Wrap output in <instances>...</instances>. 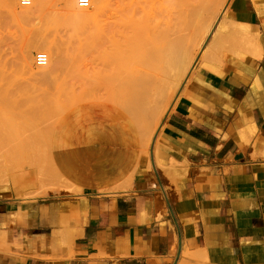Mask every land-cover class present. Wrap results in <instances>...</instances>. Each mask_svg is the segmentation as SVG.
<instances>
[{"label":"crops","instance_id":"0c3cea01","mask_svg":"<svg viewBox=\"0 0 264 264\" xmlns=\"http://www.w3.org/2000/svg\"><path fill=\"white\" fill-rule=\"evenodd\" d=\"M224 11L220 23L248 33L234 42L227 30L233 43L197 60L148 156L135 126L127 143L92 148L120 158L116 177L73 165L77 194L0 196V264H264V0H227ZM63 228L72 241L49 248Z\"/></svg>","mask_w":264,"mask_h":264},{"label":"bare ground","instance_id":"6f19581e","mask_svg":"<svg viewBox=\"0 0 264 264\" xmlns=\"http://www.w3.org/2000/svg\"><path fill=\"white\" fill-rule=\"evenodd\" d=\"M60 1H61L63 8L65 10L69 11L68 16H66L67 17L66 21L71 20L70 22H72L73 24H74V21H77V22H80V25H82L81 23H84L85 26L87 24L92 25V26H89L87 28H82L79 30L77 27V30H78L77 32L79 34L81 33V35H83L82 38L80 37L81 35L78 37H80L81 39H83V37H84L83 42H85V40H86V41H89L90 43L85 42L88 44L84 43V46H83L80 44L83 42H81L79 40V43H78V41H76L74 44V42L72 43V41H73L72 39H71L72 41H68V40L64 39V36H61V37L58 36L57 33H53L52 35L47 36V37L46 36L44 37V34H45L44 33L43 38L30 39V41L24 39L28 42H26V41H25V43L23 42L24 44L18 50L19 55L17 54V56H19V58L17 59L18 60L17 63H18L19 67H17V68H19L21 71L25 70V72H28L29 75L27 73H25L28 75V76H26L28 81L26 80V82L23 81V83H22V81L18 80V82H17L16 80L18 78L20 79V77L15 78L16 74H14V77H12V75H13L12 71L13 70L11 69L12 71H10V73L7 70H5L4 68H6L8 65H6V67L2 68L4 63H1V60H0V63L2 64V65L0 64V99H3V101H4V98H5V100L10 99L14 104H17V105L20 103L21 105L19 106V108L21 106H23V110L22 109H21L22 111L20 110L21 114L23 112V114L21 115V118L23 119V121H22L23 124H21L20 121H19L20 124H18L19 127H22V128L17 129L18 128V126H16L17 123L12 122L13 123L12 125L17 127L16 130L20 131V132L18 131L20 134L24 130H27L26 126L28 127L30 125L28 120H30L31 116L35 115V117H36L42 113V115H43L42 118L44 121H47V122L50 120L52 121V117L49 118L48 116H49V111L52 113L51 110L57 109V108L54 109L55 104H56V107H61L62 109H66V107L68 106L69 107V113H70L69 117H67V119H66V123L69 126L68 133L63 135L65 139H63L61 142L56 143V145H55V146H57L60 143V145H58V147H56L57 151H59V150L61 151V149L64 147L67 150L66 155H63V156L67 157L69 159V162L67 164L68 167L64 168L63 164L61 163V167L64 168V170H62V172L66 173V175L69 173L74 174L75 170L73 168V165H75V167L80 166L83 169V171L86 170L85 168L92 170L93 171L92 175H94L96 172V177L100 178V180L111 179V178H114L120 174L119 169H118V167L120 166V162H119L120 158L115 157L114 160L110 163L107 162L109 159L107 161L102 160V159L99 160V158H95V156L97 154L94 155V153H92V148L98 143H101V144H113L114 143L115 144V143H119L121 141L126 143L125 138L127 137V134L129 132H132L134 130V127L135 126L137 127V124L139 125V129H141V131H143L144 124H145L144 122L148 118V115H149L148 109H150L149 107H145V104H143L144 102L145 103L148 102V81L147 80L144 81V78H143V81L142 80L136 81V82L142 83L141 85H143L144 87H147V89L142 90V91H133L129 87V86L133 85L132 82L126 81L124 78L121 77V75H123V74L120 75L119 70H118V69H121L119 66L120 61L117 60L118 58L115 59L116 58L115 55H117L116 53L118 52L119 47H121V49L125 55H136V54L138 55L139 54L142 56H147L149 50H148V47L145 49L144 46L142 48V47H137V46L132 45L133 34H135V32H137V31L135 28H131L132 26L129 27V25L135 21L130 19V18L128 20H122L126 17V13H123L125 15L123 18L120 16L121 11L122 12H126V11H123L119 7L118 2H121V1H119V0L118 1L113 0L114 2L111 1L112 3L116 2L117 4L115 3L116 5L109 7V9L107 8V4H108L107 0H89L88 5L85 7H81V6L77 7L78 4H77V2H75L76 0H60ZM127 1L129 2V0H127ZM141 1H144V3H146V2L151 3L152 5H154V9H155V7L156 8L160 7L163 10H165L166 13H168V15H171L174 17H176V15L172 12L174 10L175 11H178V10H176V9L172 10L173 8L178 7L177 9H179V10L181 9L184 12L185 8L187 7L186 11L182 15V18H181V16L177 17V19L179 18V21L181 18V22H178V24H179V26H178L179 28L177 27L178 31L175 30V32L178 34L191 33L193 31V27H194L193 23H195L198 19L202 20V22H205V23L209 20V24L211 21L209 19L211 17V16H209L210 13L206 9V5H207L206 0H141ZM109 2H110V0H109ZM181 2L186 4V5H184L185 7L183 6L184 9H182V7L179 8L180 5L182 6ZM18 3H19V1H18ZM46 3H47V0H30L29 4L22 5L25 7H22L19 9L20 11L17 13V14H19L18 18L20 17L24 21H33L34 24H39V25H43V26H44V24H46L48 26V24L46 22L47 21L49 22V20H51V19L53 21L55 16L52 15L50 13V11H48L49 8L46 10V8H45ZM130 3H131V1H130ZM130 3L125 5V7H127V8L130 7L131 6V5H129ZM76 4H77V6H76ZM124 4L125 3H123L121 5L124 6ZM47 5H48V3H47ZM111 5H113V4H111ZM147 5H149V4H147ZM135 6H137V5H135ZM16 7H17L16 6V0H0V15H3L4 13H5V15H7V17H9L12 13L14 15V9ZM148 7H146V8H148ZM118 8L121 9L120 14H119V16L121 17L120 19L117 16L119 13L118 10H120ZM131 8H133V7L131 6ZM136 8H134V9H136ZM123 9H124V7H123ZM138 9H140V7ZM162 9H160V11ZM2 10L4 13L2 12ZM50 10H51V8H50ZM107 10H109V13ZM157 10H158V8H157ZM68 11H66V12H68ZM133 11H135V10H133ZM129 12H132V10ZM129 12L127 13V16H129ZM135 12L138 15L141 14V13L140 14L137 13V11H135ZM141 12H143V11H141ZM170 12L172 14H170ZM179 12H177L176 14L181 15L182 11H181V13H179ZM15 13H16V11H15ZM166 13H164V14H166ZM17 14H16L15 18L17 17ZM56 15L57 16L55 17V20L60 21L62 17L58 16L59 13H57ZM131 15L133 17V12ZM143 15L145 16V14H143ZM12 16H10V17H12ZM147 17L149 18V15ZM13 18H14V16H13ZM141 18H142V16H141ZM150 18H151V15H150ZM171 18L172 17H169L168 20L172 21L173 18L172 19ZM142 19H144V17ZM23 20H20V21H23ZM147 20L149 21V19H147ZM147 20H146V22H147ZM203 20H206V21H203ZM15 21H13V22H15ZM62 21L65 23L64 20H62ZM62 21H61V26H62ZM122 21L125 23L121 24ZM175 21H176V19H175ZM147 23H149V22H147ZM147 23H146V25H147ZM73 24H71V26H73ZM78 24L79 23H77V25ZM141 24H143V22ZM163 24H165V23H163ZM134 25L135 24L133 23V26ZM197 25H199V24H197ZM57 26L59 27L58 24H57ZM65 26H66V23H65ZM127 26H128V28H127ZM155 26H157V25H155ZM168 26H167V28H168ZM200 26H202V25H200ZM36 27H38V26L36 25ZM148 27H149V25L147 26V29H149ZM169 27H171V25ZM195 27H196V25H195ZM65 28L66 27H64V29ZM152 28H153V26H152ZM152 28H150V29H152ZM52 29L54 31L55 27ZM61 29H62V27H61ZM49 30H50V28H49ZM65 30H67V28ZM72 30H73V28H72ZM75 32H76V30H75ZM140 32H141V30H140ZM47 33L49 35L50 32L47 31ZM68 33H70V32H68ZM246 33H247V29H246L245 24L241 25V33L240 34L246 35ZM75 34H77V33H75ZM148 36H149V33H148ZM187 36L190 37V35H187ZM194 36H195V33H194ZM40 37H42V36H40ZM137 37H139V36H137ZM166 37L168 38V36H166ZM149 38H150V36H149ZM187 39H184V40L186 41ZM104 40H106L107 44H110L111 47L113 45L114 50L111 51L112 52L111 54H108L109 56L110 55L112 56V60H110L111 58L106 59V57L104 59H102L103 57L99 58V56H102V50L105 47L103 46L101 49L98 46V44L101 42L100 43V45H101L102 41H104ZM161 41H162V39H161ZM162 42H164V41H162ZM104 43H105V41H104ZM159 43H161V42L159 41ZM182 43H184V41H182ZM179 44L181 45L180 46L181 48L183 46H185V45H182L181 43H179ZM102 45H104V44H102ZM153 45L157 46V44L155 45L154 43H153ZM159 46H161V49H162L163 43H162V45L160 44ZM107 48H108V51L112 50V49L109 50V48H110L109 45ZM154 48H156V47H154ZM175 48H177V47H175ZM181 48H179V49H181ZM33 49L34 50L36 49L37 51L40 50L39 52H43L46 55L45 63L43 65L36 66L35 69L32 67L31 60H30V58L32 57V56H30V54H31V51ZM186 49L187 48H185V50ZM105 50H103V51H105ZM81 51L88 52V55L86 53H84L83 55L84 56L86 55V57L88 56L90 58H88V60H87L84 57L85 60H76V58L73 55L75 53L78 54V52H81ZM181 51H182V49L179 50L178 52H181ZM66 52H67L68 56H69L68 53H70V52L73 53V55L71 54L73 57L71 55H70L71 59H69L70 57H67L69 59V62L67 59H64V60H67V62H66L67 65L64 66L63 64H65V61L63 60V55H65ZM89 53H92V55L89 56ZM95 53L96 54L101 53V55H99V56L93 55ZM176 54H178V53L176 52ZM180 54L182 55L183 52ZM180 54H178L179 58L176 56L177 57L176 59L173 56H172L173 58H170V56H169L167 58V60H166V58H164L165 60L157 59V64L162 65L163 63H165V64L172 65V64L176 63V64H174L176 66L173 65V68L180 66L179 68L181 69V67H183V66H181L180 64H183V63L181 62L180 64H177V62L179 63V61L184 62V60L180 59V57L182 58V56ZM81 56H82V54H81ZM93 56H96V57H93ZM187 56H188V54H187ZM76 57L78 58V55ZM183 57H185V56H183ZM14 59H16V58H14ZM79 59H81V58H79ZM82 59H83V57H82ZM33 60H34V57H33ZM3 62H4V60H3ZM15 62L13 64H16ZM33 64H36L35 61ZM133 65H134V63L133 64L131 63V67ZM135 65H137V64H135ZM61 66H63L62 68H64L65 70H62ZM138 66H136V67H138ZM12 67H14V66H12ZM141 67H143V66H141ZM138 68H137V70H138ZM160 68H158V69H160ZM59 69H60V71H59ZM133 69H135V71H136V68H133ZM154 69L152 70V72L154 71ZM177 69L178 68H176L175 69L176 71L174 70V72H178L179 70L177 71ZM16 70L14 69V73L19 74L20 71L18 73V72H15ZM141 70H142V68H141ZM5 71H7V72H5ZM23 71L21 73L24 74ZM58 71L59 72L64 71L63 73H64L65 78L62 77L61 74L59 76ZM125 71H126V69H125ZM156 71H157V69H156ZM172 71H173V69H172ZM137 72H139V71H137ZM137 72H133V74L137 73ZM140 72L142 73V75L147 74V73H145V71L144 72L140 71ZM149 74H151V73L149 72ZM161 74H162V71L160 72V75ZM30 75H32L34 77V79H35V76H36V78L37 77L40 78V80L38 79L39 81L36 79L39 82L38 85H36V83H34L35 85L31 83L34 80L33 78H32L33 80H30L31 82L29 81V78L32 77V76L29 77ZM160 75H158V76H160ZM138 76L139 75L137 74V77ZM156 76H157V73H156ZM162 76L164 77L165 74ZM25 78H24V80H25ZM21 80H22V77H21ZM40 81H41V83H40ZM132 81H134V80L132 79ZM152 85H154V84H152ZM158 85H159L158 83L155 84L156 87ZM150 88H151V86H150ZM151 90H152V93L155 92L153 88ZM149 94H150V92H149ZM153 95H154V93H153ZM134 98L138 99L139 104L135 105L134 101H132L133 102L132 105H135V106H132L130 100H132V99L135 100ZM126 100H129V102H125ZM9 102L10 101L8 100L7 103H9ZM124 102L129 103L131 106L128 105L130 107L126 108V105ZM123 103L125 106L123 105ZM14 104H10V105H14ZM22 104H24V105H22ZM50 104L51 105L54 104L53 107L51 106L53 109H50L51 108L49 106ZM3 105H4V103H3ZM10 105H8V106H10ZM12 107H13V109L17 108L15 106H12ZM6 108H8V107H6ZM12 110H10V111H12ZM13 111H15V110H13ZM15 113H19V112L15 111ZM47 113H48V115H47ZM54 113L55 112L53 111L52 114H54ZM151 113H152V110H151ZM11 114H12V112H11ZM52 114H51V116H52ZM17 115H19V114H17ZM85 115H87V118L85 117ZM151 115H153V114H151ZM9 116L11 117L13 115H9ZM40 117H41V115H40ZM40 117H38L37 119H40V121H41L42 119ZM47 117L49 118L48 120L44 119ZM53 118H55V117H53ZM31 120H30V122H31ZM34 121L37 122L36 120H33V122ZM15 122H18V121H15ZM47 122H45L46 124L42 123L43 126H40V123H38V126L41 128L43 127L45 130H47L44 125H46L48 128V125H50V127H51V123H52V122L51 123L49 122L47 124ZM2 123H4V122H2ZM33 125H35V123H33L32 126L31 125L30 126L32 128L34 127L33 129H35V126H33ZM36 126H37V124H36ZM38 126L35 130L39 129ZM10 127H12V126H10ZM23 128H25V129L22 130ZM29 129L33 130L31 128H29ZM44 129H40L39 132L42 130V134H44L45 132L49 133L48 130H50V129H48L47 131H45ZM137 129H138V127H137ZM35 130H33L32 132H35ZM14 132H15V129H14ZM18 132L16 131V133H18ZM16 133H15V135H16ZM4 134H5V132H4ZM18 134L16 136H18ZM26 134H23V135H25V137H26ZM45 134L47 135V133H45ZM28 135L30 137L31 132L28 133ZM28 135H27V138H29ZM44 135H42V136H44ZM7 136H8V134H7ZM20 137H22V136H20ZM0 138H2V137L0 136ZM10 139H11V136H10ZM18 139H19V137H18ZM21 139L23 140L24 138H21ZM2 140H3V138H2ZM16 141H18V140L16 139ZM25 141H27V140H25ZM20 142H21V140H20ZM20 142H17V143L20 144ZM15 143H14V145H16ZM3 147H5V146H3ZM95 153H97V152H95ZM61 159L62 158L60 157L59 160H61ZM121 165H123V163ZM123 166L125 167V165H123ZM56 173H57V171H56ZM82 176H84V174H82ZM87 176L88 175L86 174L85 177H87ZM99 183H101V182H99ZM119 187H120V185H119ZM122 187H123V184H122ZM68 226H69V224H68ZM72 226L74 227L75 225H72ZM72 232H73V230L69 231L68 229H65V228L57 230L56 232H53L52 235L50 236V238H48L46 241L47 246L49 248L54 249V250H58L61 247H64L65 245L67 246L68 243L72 241L71 240L72 239Z\"/></svg>","mask_w":264,"mask_h":264},{"label":"rangeland","instance_id":"374dc122","mask_svg":"<svg viewBox=\"0 0 264 264\" xmlns=\"http://www.w3.org/2000/svg\"><path fill=\"white\" fill-rule=\"evenodd\" d=\"M111 1L114 2L113 0H110V2H109V0H107V2H108L107 8L108 9H109V7L114 6V5L117 4L116 2H115L116 3L115 4V3H112ZM119 1H121V2H118L119 3V7L123 11H126V12H122L121 9L118 8V9H120V10H118V12H119L118 15H117L118 18L119 19L121 17L124 18L125 15L123 13H126V17L124 19H122V20H128L130 18V19L135 21L133 23L137 26V27L135 25L133 26V23H131L129 25V27L132 26L131 28H135L136 31H137V32H135V34H133L132 45L133 46H137V47H142V48L144 46L145 49L148 47V50H149L147 56H142V55H139V54L138 55L137 54L136 55H125L124 52L122 51L121 47H119L118 48L119 50L116 53L117 55H115L116 56L115 59L118 58L117 60L120 61L119 66H120L121 69H118L119 73H120V75L123 74V75H121V77L124 78L126 81L132 82L133 85L129 86V87L133 91H142V90H146L147 89V87H144L143 85H141L142 83L136 82V81H141V80L143 81V78H144V81H146V80L148 81V102H146V103L144 102L143 104H145V107H149L150 108V109H148V112H149L148 114L149 115H148V118L146 120L144 119L145 120V122H144L145 124H144L143 131H141V129H139V125L137 124V127H138L137 131L139 132L140 137L142 139L141 153L146 154L148 156L149 155L150 144H151V139H152L153 134L155 133V131L158 128V126L160 125L164 114L168 110L169 106L171 105V102L174 100L175 96L177 95L180 86L182 85V83L188 77L189 73L191 72L193 66L196 64L197 60L200 59V61H201L200 65L204 66L205 65V63H204L205 58L210 57V55L211 56L220 55L222 52H224L225 45H231V43H233V41L236 42L235 40L238 39V38H239V41H241L240 38L244 37L245 34H240L241 33V29H239L238 31L237 30H232V29L228 30V28H229L228 26L223 25L222 23H220L221 22L219 20L220 17L226 15V12L224 11V7L226 5L227 0H206L207 1L206 9L210 13L209 16L212 17V18L211 17L209 18L211 20L210 24H209V20L205 23V22H202V20L198 19L196 21L197 23L196 22L193 23L194 24L193 25L194 26L193 27V31L191 33H188V34H183V33L178 34V33L175 32V30L178 31V28H179L178 27L179 26L178 22H181L182 15L186 11L187 7L185 8L184 12H183V10L180 9L182 11V13H181V11L179 9H177L178 7L177 8H173L172 10H174V9L178 10V11L174 10L175 12L174 11L172 12V13H174L176 15V17H174V16H171V15H168V13H166V11L163 10L162 8L157 7L158 8V10H157V8L155 7V9H154V5H152L151 3H147V2L144 3V1H141V0H138V1L137 0H129V2L127 0H119ZM130 1H131V3H130ZM122 2L125 3L124 6L121 5V4H123ZM47 3H48V5H47ZM47 3H46V7H45L46 10L49 8L48 11H50V13L52 15H54L55 17L57 16L56 14L59 13L58 16L62 17L63 19L61 18L60 21H56L55 17H54L53 21L51 19V20H49V22L48 21L46 22L48 24V26L46 24H44V26L43 25H39V24H34L33 21H24L20 17H19L20 18L19 19L18 18L19 14H17V13L20 11L19 10L20 8L25 7V6L20 5L18 3V0H16V6L17 7L14 9V15H13V13L10 15V16L13 15L14 18H13V16L12 17H10V16L7 17V15H5L3 10H2V12L4 14L0 15V18H1L0 19V60H1V63L5 64V65L3 64L2 68L6 67V65H8L4 69L7 70L9 73H10V71L13 70L12 71V73H13L12 77H14V74H16L15 78L16 77L17 78L20 77V79L18 78L16 80L17 82H18V80L22 81V83H23V81L26 82V80H27L26 76L29 75L28 72H25V70L24 71L22 70L24 72V74H23V73H21L22 71L19 68H17V67H19L18 63H17L18 62L17 59L19 58V56H17V54L19 55V53H18L19 51L18 50L25 43L26 40L30 41V39L43 38V34L44 33H45L44 37L45 36L46 37L50 36L53 33H57L58 36H60V37L64 36V39H66L68 41H72L73 40L72 43L74 42V44H75L76 41H78V43H79V40L81 42L84 41V37H83V39H81L83 35H81V33L79 34L77 31L79 29L87 28L89 26H92L91 24L90 25L87 24L85 26L84 23H81L82 25H80V22H77V21H74V24L72 22H70L71 20L66 21L67 20L66 16H68L69 11L65 10L63 8L60 0H47ZM128 3H130L129 5H131L133 8H131V6L128 7V8L125 7V5H127ZM111 4H113V5H111ZM147 4H149V5H147ZM181 4H182V6L180 5L179 8L182 7V9H184L183 6L186 5V4L183 3V2H181ZM135 5H137L138 7L135 6ZM76 6H77V4H76ZM77 7H79V6H77ZM123 7H124V9H123ZM139 7H140V9H138ZM146 7H148V8H146ZM50 8H51V10H50ZM134 8H136V9H134ZM159 8L162 9V10L160 11ZM131 10L133 12V17L131 15L132 12H129ZM133 10H135V11H137V13H139V14L141 13V14L138 15ZM15 11H16V13H15ZM66 11H68V12H66ZM107 11L109 13V10H107ZM120 11H121V14H120ZM141 11H143V12H141ZM128 12H129V16L130 17L127 16ZM177 12L181 13V15L180 14H176ZM164 13H166V14H164ZM172 13L170 12V14H172ZM16 14H17V17H16L17 19L15 18ZM119 14H120L121 17L119 16ZM143 14H145L146 17ZM148 15H149V18L147 17ZM150 15H151V18H150ZM141 16H142V18L144 17L145 20L142 19ZM180 16H181V18H180V21H179V18L177 19V17H180ZM169 17H172V18L174 17L176 19V21H175L174 18H173L172 21L168 20ZM147 19H149V21ZM12 20L13 21L16 20V21L13 22ZM20 20H23V21H20ZM62 20L65 21L66 26H65V23ZM146 20L150 24L147 23ZM61 21H62V26H61ZM203 21H206V20H203ZM142 22H143L144 25L141 24ZM77 23H79V24L77 25ZM123 23H125V22L122 21L121 24H123ZM146 23H147V25H146ZM163 23H165V24H163ZM57 24L59 25V27L61 26L62 29H61V27L59 28L57 26ZM71 24H73V26H71ZM197 24H199V25H197ZM36 25L38 27H36ZM148 25H149V27H148L149 29H147ZM155 25H157L158 27L155 26ZM168 25L169 26L171 25V27H169ZM195 25H196V27H195ZM200 25H202V26H200ZM63 26L66 27L67 30H65L66 28L64 29ZM152 26H153V28H152ZM167 26H168V28H167ZM54 27H55V29L53 31L52 28H54ZM77 27H78V30H77ZM49 28H50V30H49ZM72 28H73V30H72ZM127 28H128V26H127ZM150 28H152V29H150ZM139 29L141 30V32H140ZM246 29H247V27H246ZM75 30H76V32H75ZM227 30H228V33H229V37L232 38L233 41L226 42L224 40ZM47 31L50 32L49 35H48ZM68 32H70V33H68ZM193 32L195 33V36H194ZM75 33H77V34H75ZM148 33H149L150 38L148 36ZM187 35H190V37L187 36ZM40 36H42V37H40ZM78 36H80L81 38L78 37ZM137 36H139V37H137ZM166 36H168V38ZM24 39H26V40H24ZM161 39L164 42H162ZM184 39H187V40L185 41ZM216 39H218L217 42H216L218 44L215 46ZM28 41H26V42H28ZM104 41H105L106 44L104 43ZM104 41H102V44H104V45H102V44L100 45V43H101L100 42L98 44V46L101 49L104 46L105 48L103 50H105L108 47V45H109V47H110L109 50L110 49H112V50L108 51V48L105 51L102 50V56H99V55H101V53H97V54L95 53L93 55H97V56H99V58L103 57L102 59H104L105 57H106V59L111 58L110 60H112V56L111 55L109 56L108 54H111L112 53L111 51L114 50L113 45L111 47L110 44H107L106 40H104ZM159 41L161 43H159ZM182 41H184L185 44L182 43ZM85 42L90 43L89 41H86V40H85ZM85 42L80 43V44L84 46ZM88 43H85V44H88ZM153 43L155 45L157 44V46H154ZM162 43H163V46H162V49H161V46H159V45L160 44L162 45ZM179 43H181L182 45H185V46H183L181 48L180 47L181 45ZM245 46H246L245 48H247V49H252V48H254V43L251 42V41H248ZM154 47H156V48H154ZM175 47H177V48H175ZM184 47L187 48V49L185 50ZM179 48L182 49L181 52H178L179 50H181ZM214 49H215V51H213L212 54H211V51L214 50ZM174 50L178 54H180L182 52H183V54L185 53L184 55L180 54L182 56V58H183L182 59L180 57V59L184 60V62L183 61H179V63L177 62V64H180L181 62L183 63V64H180L181 66H183V67H181V69L179 68L180 66L176 67V68H178L177 71L179 70L178 72H174V70L176 68L175 67L173 68V65L176 64V63H174L172 65L165 64V63H163L162 65L161 64L160 65L157 64V59L165 60L164 58H166V60H167V58L169 56H170V58L174 57L176 59L178 57V54H176V52ZM39 51L40 50L37 51L36 49L35 50L33 49L31 51V54H30V56H32L30 58L31 64H32V67L34 69L38 65L33 64L34 63L33 57H34V54L36 52H39ZM84 53H86L88 55V52H86V51L78 52V54L75 53L76 55L75 54L73 55V53L70 52V53H68L69 56L67 55V52H66L65 53L66 56L63 55V60L67 59L68 62H69V59H71V57H70L71 54L76 58V60H85V59L88 60V58H90V57H88V56L86 57V55L84 56L83 55ZM81 54H82V56H81ZM187 54H188V56H187ZM77 55H78V58L76 57ZM91 55H92V53H89V56H91ZM183 56H185V57H183ZM67 57H70V58L68 59ZM82 57H83V59H82ZM84 57H85V59H84ZM93 57H96V56H93ZM14 58H16V59H14ZM79 58H81V59H79ZM3 60H4V62H3ZM67 60H64L65 61V64H63L64 66L67 65V63H66ZM14 62L16 64H13ZM131 63L132 64L134 63V65L135 64H137V65H135V66L133 65L131 67ZM12 66H14V67H12ZM136 66H138L139 68L136 67ZM141 66H143V67H141ZM174 66H176V65H174ZM62 67L63 66H61V69L65 70ZM208 67H209V65H208ZM131 68L132 69L136 68V71H135V69L132 70ZM137 68H138V70H137ZM141 68H142V70H141ZM158 68H160V69H158ZM14 69L18 70V71L16 70L15 72L19 73V71H20V73L19 74L14 73ZM125 69H126V71H125ZM153 69H154V71L152 72ZM156 69H157V71H156ZM172 69H173V71H172ZM160 70L162 71L161 75H160V72H161ZM7 71H5V72H7ZM59 71H60V69H59ZM59 71H58L59 76L61 74V76L64 77V73H63L64 71H61V72H59ZM137 71H139V72H137ZM140 71H142V72L145 71V73H147V74L144 73L145 75H142V73ZM133 72H137V73L133 74ZM149 72L151 74H149ZM25 73H27L28 75L25 74ZM156 73H157V76H156ZM137 74L139 75L138 77H137ZM164 74H165V76L166 75L167 76L163 77L162 75H164ZM158 75H160V76H158ZM31 76L32 75H30L29 77H31ZM21 77H22V80H21ZM23 77L24 78L26 77L25 80H24ZM32 78L34 79V77L32 76L31 78H29V81L33 80ZM36 79L40 80L39 77L36 78V76H35V79L33 80V82H31V81L30 82L32 84L36 83V85H38L39 84V82H38L39 80L37 81ZM132 79L135 82L132 81ZM40 83H41V81H40ZM156 83L159 84L157 87L155 86ZM152 84H154V85H152ZM150 86H151V88H150ZM152 88L155 91V92H153L154 95H153L152 90H151ZM149 92H150L151 95L149 94ZM0 100H1L0 101L1 102L0 103V122H1L0 123V136L3 138V140H2V138H0V140H1L0 141V196H10V194L13 193L14 196H16V197H20V198H23V199H33V198L60 197V196L66 195V194H69V195L70 194H77L80 191L79 190L80 188L77 185L79 183L76 182L71 177L65 175L62 172V170L59 168L58 164L56 163V157H55V144H54L55 135L57 133L58 126H59L60 122H62V119L64 118V116L67 114V112L69 110V107L67 106L66 109H62L61 107H56V104H55L54 109L55 108H57V109L56 110H51L52 113H53V111L55 112L54 114H52L49 111V116L48 117L49 118L52 117V121L50 120L48 122L43 120L42 113L41 114L38 113L39 115L37 114L38 116H36V117H35V115L31 116L32 118L30 117V120L32 119L31 120L32 123L30 122V120H28V122L30 123L31 126H32L33 123H35V125H33V126H35V129L37 128L38 123H40V126H43V124L45 122H47V124L49 122L50 123L52 122L53 124L51 123V127H50V125H48V128H47L46 125H44L47 130L50 129V130H48L49 133L45 132V133H47V135L45 133H44L45 134L44 135V134H42V130L39 132L40 129H44L43 127L41 128V127L38 126L39 129L35 130V129H33L34 127L32 128L27 123L29 125L28 127L26 126L27 130H24L25 128L22 129V130H24L22 132L23 134L27 133L26 137H25V135H23L22 133L21 134L19 133L20 132L19 130H16L17 127L12 125L13 123H17V125H16V126H18L17 129H21L22 128V127H19L18 124H20V122H21V124H23V122H22L23 119L21 118V115L23 114V112L21 114V111L23 110V106H21L19 108V106L21 104L20 103L18 105L14 104L10 99H6L5 100V98H4L5 102L3 101V99H0ZM8 100L11 103L10 102L7 103ZM132 101H134L135 105L139 104L138 99L130 100L131 105L133 103ZM2 102L4 103V105H3ZM125 102H129V100H126ZM124 103H123V105H124ZM10 104H14V105H10ZM8 105H10V106H8ZM22 105H24V104H22ZM53 105L54 104H52V105L50 104L49 106L53 107ZM125 105H126V108L127 107L129 108L131 106L129 103H125ZM128 105H130V106H128ZM135 105H132V106H135ZM5 106L8 107V108H6ZM12 106L17 107L19 110L17 108L13 109ZM52 107L50 109H53ZM12 109L17 111V112H19V113H15V111H13ZM10 110H12V111H10ZM151 110H152V113H151ZM11 112H12V114H11ZM17 114H19V115H17ZM51 114H52V116H51ZM151 114H153V115H151ZM9 115H13V116L10 117ZM40 115H41V117H40ZM47 115H48V113H47ZM38 117H40L42 120L40 121V119H37ZM48 117L44 118V119L48 120L49 119ZM53 117H55V118H53ZM33 120H36L37 122H35V121L33 122ZM15 121H18V122H15ZM2 122H4V123H2ZM36 124H37V126H36ZM10 126H12L13 128L15 127L14 128L15 132H14V129L12 127H10ZM29 128L35 130V132H32L33 130H30ZM47 130H45V131H47ZM16 131L17 132L19 131L18 132L19 134L16 133ZM4 132H5V134H4ZM30 132H31V135L29 137L28 133H30ZM15 133H16V135L18 134V136H16ZM7 134H8L9 137L7 136ZM27 135H28L29 138H27ZM42 135H44L45 137L42 136ZM10 136H11V139H10ZM20 136H22V137H20ZM18 137L21 140V142L18 139ZM15 138L18 141H16ZM21 138H24L27 141H25L24 139H23L24 140L23 141ZM125 139H126L125 141L127 143L128 142V137H126ZM17 142H20V144L17 143ZM14 143L16 145H14ZM1 144L3 146H5V147H3ZM66 152H67V150H66L65 147L62 148L61 151L59 152L62 155L61 156V158H62L61 160L63 161L62 164H63L64 168L68 167L67 164L69 162V159L67 157L63 156V155H66ZM56 171H57V173H56Z\"/></svg>","mask_w":264,"mask_h":264},{"label":"built area","instance_id":"2783aa9c","mask_svg":"<svg viewBox=\"0 0 264 264\" xmlns=\"http://www.w3.org/2000/svg\"><path fill=\"white\" fill-rule=\"evenodd\" d=\"M21 5L29 4L30 0H18ZM78 6L85 7L88 5L89 0H76ZM34 61L37 65H43L46 61V55L43 52H36L34 54Z\"/></svg>","mask_w":264,"mask_h":264}]
</instances>
